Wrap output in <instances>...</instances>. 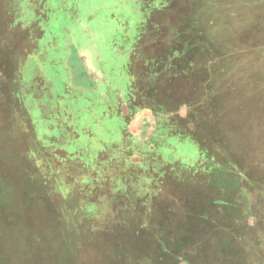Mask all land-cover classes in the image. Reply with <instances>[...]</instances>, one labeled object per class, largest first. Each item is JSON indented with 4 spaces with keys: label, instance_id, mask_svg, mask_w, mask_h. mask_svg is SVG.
Masks as SVG:
<instances>
[{
    "label": "rangeland",
    "instance_id": "374dc122",
    "mask_svg": "<svg viewBox=\"0 0 264 264\" xmlns=\"http://www.w3.org/2000/svg\"><path fill=\"white\" fill-rule=\"evenodd\" d=\"M42 1L0 0V264H264V0Z\"/></svg>",
    "mask_w": 264,
    "mask_h": 264
},
{
    "label": "crops",
    "instance_id": "0c3cea01",
    "mask_svg": "<svg viewBox=\"0 0 264 264\" xmlns=\"http://www.w3.org/2000/svg\"><path fill=\"white\" fill-rule=\"evenodd\" d=\"M46 1L48 0H43L41 3L45 4ZM136 3L138 5V7L141 9L142 13H143V19L142 21L138 24L137 26V30H145V29H157V28H161L162 24L165 25V23H169V25H171L172 23V19L174 16L173 11L171 10L170 4L167 1H163V0H136ZM43 11V10H42ZM36 14L40 17L39 22H47L49 17L46 18L44 13H38V11L36 12ZM43 34V31H42ZM41 34V36H42ZM138 36V33L137 35ZM137 51L136 47L133 45L132 48V54H134ZM133 56H130V61L128 64V76L130 78V80H133L136 77V69L135 66H132V63H134V60L132 58ZM135 71V72H134ZM131 81L128 82L127 84V95H129V91L130 92H136L135 88H131ZM137 93V92H136ZM137 97V98H136ZM138 95L135 94L134 97H132L134 104L130 105L128 104V96H127V101L125 103V106L121 108V106L118 109L119 114L123 117L128 115V113L130 114L131 112L136 111V109L138 108V104L135 103L138 99Z\"/></svg>",
    "mask_w": 264,
    "mask_h": 264
},
{
    "label": "trees",
    "instance_id": "16d2710c",
    "mask_svg": "<svg viewBox=\"0 0 264 264\" xmlns=\"http://www.w3.org/2000/svg\"><path fill=\"white\" fill-rule=\"evenodd\" d=\"M174 28H175V42L173 43L174 45H173V52H175L176 51V47H177V36H178V31H177V27H176V25L174 26ZM182 33V32H181ZM193 36H194V38L199 42L198 44H197V46L196 45H194V43H191V45H187V47H189V48H191V50H193V52L192 53H194V55H195V59H196V62H197V64L199 63V62H201L202 61V58H200L198 55H199V51H200V46H201V42H202V37L204 36L203 35V33H202V31L200 30V28H198V29H193ZM216 44V43H215ZM241 44H242V42H241ZM186 46V45H185ZM240 45H238V46H235V48H236V50H238V47H239ZM193 47V48H192ZM200 47V48H199ZM169 48H171V50H172V46H169ZM183 48H186V47H183ZM215 51L217 52L219 49H218V47H217V44H216V47H215ZM183 50V49H182ZM182 50H181V52H182ZM236 50L234 49L233 50V52H231V53H228V55H227V57H223L224 55H223V53H221V56H220V59H219V64L214 68V69H210V68H212L213 66H212V64H210V62H213V60H209V59H207V61H206V65L204 64V66H203V69L204 70H211L210 72H211V74L212 73H216V75H213V76H211V74L210 73H208L209 74V76H210V79H209V88H210V85H212V86H214L213 84H211L212 82H214L213 80H214V78L215 79H217V77L216 76H218V77H226L227 75H228V73H229V71H230V69H234L233 68V64H232V66L230 65V61H231V59H233L234 60V58L235 57H237V55H235L236 54ZM186 52H188V51H185V55H186ZM237 54L239 55V51H237ZM214 55H217L216 53L214 54ZM217 60V59H216ZM180 65V63H178L177 61H175V63H173V65H172V67H171V69H170V71H171V74H172V76H173V71H174V69H176L178 66ZM165 73H163V75L166 77L167 76V74H168V67H166L165 69ZM169 76H171L170 74H169ZM137 77V76H136ZM140 81L139 80H137V83L139 84V85H141V82L139 83ZM157 83V82H156ZM155 83V84H156ZM215 88V87H214ZM136 89V88H135ZM137 91H138V87H137V89H136ZM213 96V95H212ZM212 96H211V94H209V96H207V98H209V100H207V102H208V104H207V106L210 108V107H212L213 106V100H211L212 99ZM207 165V164H206ZM177 239H178V237H177ZM179 241H177L176 240V238H175V243H178ZM179 244H182L181 242H179Z\"/></svg>",
    "mask_w": 264,
    "mask_h": 264
}]
</instances>
